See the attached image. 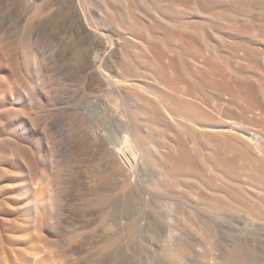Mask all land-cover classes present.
I'll use <instances>...</instances> for the list:
<instances>
[{"label": "rangeland", "instance_id": "374dc122", "mask_svg": "<svg viewBox=\"0 0 264 264\" xmlns=\"http://www.w3.org/2000/svg\"><path fill=\"white\" fill-rule=\"evenodd\" d=\"M82 3L109 42L95 54L90 51L91 40L71 23L68 1L59 7L64 14L61 9H57L60 14L42 9L40 15L30 17L26 28L17 26L10 37L4 33L6 26L0 29L2 43L16 53L25 44L31 55L39 52L30 71L17 56L8 65V54L4 66L0 65V72L18 77L12 75L20 85L18 90L28 84L33 88L25 108L28 127L24 128L20 116L0 107V142L10 145L4 134L7 127L21 138L12 157L16 165L7 166L42 178L46 192L50 187L57 189L65 200L62 226L37 230L25 228L18 202L0 198V235L6 236V246L17 247L26 260L40 250L44 264H165L160 255L167 232L161 219L173 208L167 198L143 194L138 182L122 190L104 209L108 217H124L130 225L121 252L102 256L96 249L106 235H117L116 227L106 229L99 219L102 200L114 193L119 180L109 177L106 159L87 141L90 121L82 110L96 112L102 129L113 132L115 128L124 139L128 134L130 145L148 144L149 137L131 132L133 125L150 124L139 118L143 108L138 111L131 99L140 95L156 117L151 122L159 121L155 134L160 135L157 145L167 157L165 162L179 170L176 189L190 201L189 212L178 213L179 222H186L190 230V245L180 239L179 254L167 255L171 264H227L223 253L247 239L254 242L260 256L264 252V0ZM86 60H92L101 80L95 82L83 72ZM37 77L44 89L33 86ZM175 91L178 104H174ZM171 98L175 110L181 106L182 112L174 111L175 117L164 107H172ZM77 123L83 146L71 131ZM173 142L178 145L173 147ZM178 155H184V160ZM133 160L139 182L151 183L158 163L139 156ZM15 234L22 241L15 240ZM64 236L72 239L63 240ZM29 239L35 242L24 241ZM193 239L201 240L206 249L193 244ZM0 264L5 260L0 258Z\"/></svg>", "mask_w": 264, "mask_h": 264}, {"label": "bare ground", "instance_id": "6f19581e", "mask_svg": "<svg viewBox=\"0 0 264 264\" xmlns=\"http://www.w3.org/2000/svg\"><path fill=\"white\" fill-rule=\"evenodd\" d=\"M66 1H68L72 7V13H70V15H71V18L73 19V22L71 23H75L78 26V28L81 29L80 32L84 33L86 37L91 40L90 42L92 45H91L90 51L93 54H95L96 51L100 48V46L105 44L106 41L108 42V39L103 37V32L105 30L101 31L100 29L98 30L95 27L96 25L94 24L93 19L90 17L88 13V9L87 8L85 9V7L83 6L82 0H0V29L3 26L4 27L6 26L4 33H8V36L10 37L12 36V33L17 29V26H22V27L24 26V28H26L27 24L29 25V23L32 22L29 20L30 17H32L33 15H36L37 17L38 14L40 15L39 12L42 9L48 10L47 14L53 10L58 11L61 9V8L59 9V7H62V4L65 3ZM68 7H69V4H68ZM62 10L63 9H61V14H64V12L62 13ZM58 12L60 14V11ZM26 13L30 15H27ZM57 16L59 17L60 15H57ZM34 17L35 16H33V18ZM106 25L111 26L109 22H106ZM0 34H2V31H0ZM2 42L3 41L0 39V65L3 64V60H5L6 62L7 58L5 59L4 56H6L5 54H8L7 57L9 56L10 58L8 59L9 61L7 60V63L9 62L11 65L12 60H14L13 57L17 56V58L21 60V63L25 65V67L27 68V71H30L29 69H30V66L32 65V61L34 60V58H35L34 62L36 61V59L38 58L39 52L37 53L38 55L35 52H34L35 54L31 55V50H29V48H27L28 45L26 46L25 44V46L21 48V51L20 52L17 51L16 53L13 47H11V45H5V43L3 44ZM54 56H56V53L54 54ZM85 62H86L85 65L82 64L83 72L85 73L88 72L87 74H90L91 79L95 82L97 80H101L100 74L94 68L92 60H86ZM7 68H10V67H7ZM101 68L103 67L101 66ZM36 69H39V68L36 67ZM9 70H11V68ZM12 75L15 76L13 73L11 74V76L9 75L7 76V74H5L4 71L0 72V107L7 109L10 113H14L16 117L20 116L23 119V126L24 128H26L28 127L29 115H28V112L25 110V108L27 107L28 102H30L29 92H30V88L32 87V85L28 84L24 86L23 89L20 88L22 89V91H20L18 90V87L20 85L17 86V83H15L16 81L12 79ZM39 80L40 78L38 79L37 77V79L33 81V86L36 89L40 90L43 88V84L41 85V82ZM119 80L121 81V79ZM114 81H117V80H114ZM32 91L34 90H31V92ZM175 93H173L174 95V97L172 96L173 98H175V96L178 94V92L176 91ZM183 94H185V92ZM131 97H132L131 99L135 101L138 111L140 110L139 108L141 109L143 108L144 112L138 113L139 118L142 121L150 122V124L148 125L139 124V128L133 125L131 127V132L137 137L143 136V135H145L146 137H149L151 139V142L150 143L148 142V144L146 143L147 145L139 144V143L137 144L136 147L134 145L133 146L130 145L129 143H127L128 134H126V139H124V138L119 137L117 130L114 128L115 126L113 127L114 128L113 132L112 130L110 131V129L108 128L102 129L98 124L99 118L96 112H94L93 110H89V109L82 110L84 115L90 121L89 126H88L89 134H88L87 141L89 142L92 150L96 152L97 155L100 154L102 157H104V159H106L108 163V167L111 169L109 177L113 175L118 178L117 180H119L118 186L114 187V190H113L114 193L112 195L109 194V196L105 197L104 201L101 199L103 206L102 208L100 207L101 216L99 219L101 223H104L106 225V229H108L110 226L111 228L116 227L117 235H106L100 241L96 249H97V253L102 256L110 254L113 250H118L119 252H121L120 251L121 242L123 241L127 233L130 231V225H128L127 220H125L124 217H121V218L119 217L118 219L117 218L112 219L108 217L109 213L107 215L104 209L108 207V205L113 200V198L115 196H118V194L122 190H126V188L130 184L133 185L134 182H138L139 183V184L137 183L138 189L139 187H141L140 189L143 192V194H146V192H150V193L152 192L165 199L167 198L169 200L167 201L171 204L173 208V210L169 212L168 215L165 216L166 217L165 220L163 219L164 217L161 219L162 220L161 222L165 224L164 228H165V231L167 232V236L161 245V248L163 251L160 255V260L165 264H171V261H169V259L167 258V255L169 256L176 255L178 252H180V249L178 248L179 240L180 239L185 240L190 245V230H188V228L185 227L184 225L186 224L185 222L186 220L184 219L185 223L182 224L183 221H181L182 222L181 223L179 222L180 219H178L179 212L182 211L180 216L183 215V212L184 213L187 212V206H190V201L188 200L187 196L181 195V193L177 191L176 189L180 187V183H178L179 175H180L179 170L177 171L176 170L177 167L175 166L171 165L172 166L171 167L170 165H168L169 162L168 163L165 162L166 160L165 158L167 157L164 154V152L161 151V148L159 147V145H157V138L160 135L157 136L155 133L157 132V130H159L158 125L156 124V122L159 123V121H155V123L151 122L154 115L152 117V111H150L151 109H149L148 106H145L147 105V103L145 102L146 101L145 98H144L145 101H143V97H141L140 95H134ZM104 98H101V99H104ZM176 98L175 100L177 103L171 98V100L169 101L170 102L169 104H173L172 101H174V104H178L179 103L178 96ZM17 99L20 100L19 106L17 104L18 103ZM106 100L108 102V97ZM182 101H181V105L182 103H184ZM188 101L190 102V100ZM189 102L186 101V103H189ZM186 103L183 105L185 106ZM174 104L170 108H173V106L176 108ZM164 107L170 117H175L176 115L174 111L178 109L180 110L181 106L177 107L178 109L176 110L175 108H173L172 112L170 108L166 106ZM179 110L176 112H182L181 110L180 111ZM1 118L2 117H1V112H0V119ZM155 118L156 117H154L153 120H155ZM71 131L74 134L75 141L78 142V144L80 145L82 143L81 125L79 123L74 124L71 128ZM4 134L7 135L10 145L6 146L5 144L0 142V198H5L6 200H11V201H15L19 203V209H21L19 214H20L21 221H23L25 224V228L32 226L36 228L37 230L39 229L42 230L45 228L55 229L57 227H61L62 226L61 224L64 220L61 214V210L65 208L64 207L65 200L63 196L61 195L62 193L60 194V192H58L57 189H56L57 190L56 192V190H54V188L52 187H50L49 189L48 188L49 186L47 187L49 193H47L48 191L46 192L44 189V187H46L47 185H45L44 187L41 186L43 184L41 181L42 178H39V177L33 178L34 176L30 177L29 175L17 173L13 169L7 166V165H11V166L16 165L14 164V160L12 157H15L16 156L15 152H18L17 149H18V146H20L18 145V143L20 142L21 138L14 137L15 133L13 134V130L10 128L8 129V127ZM254 135L256 134L253 133V136L251 137L253 138ZM164 138L166 137L164 136ZM67 140L69 141L68 138ZM175 144L173 147L178 145L177 142ZM68 145H69V142H68ZM80 146H83V143ZM182 153L179 152V155ZM183 154L185 155V153ZM6 155H10L11 156V157L9 156L10 159L5 158ZM184 155H181L177 158H181L182 156L185 157ZM135 156L136 157L139 156V158L141 159H145L147 157L150 161H156L158 163L159 168L156 171H153L154 176L152 177L154 178L151 183L145 184V183L139 182L135 174L136 173L135 164L133 160V157ZM22 171L27 173L26 170H22ZM48 180H50V178ZM99 205L101 206L102 204L100 203ZM112 214H116V212L112 211ZM186 214L184 216H186ZM6 226L7 225H5L4 228H6ZM14 238L15 240L22 241V238L19 234H15ZM5 239H7L5 235L4 236L0 235V258L5 260V264H44L43 262L44 258L40 250H36L37 252L32 254L31 259L26 260L22 257L17 247H14L13 249H9V247H7L5 244ZM68 239L71 240L72 237H69V236L63 237V240L68 241ZM24 241L26 243L35 242L33 239L24 240ZM245 241L244 243L233 244L232 246H230L228 251L223 253V257L226 261L225 263L227 264H264V252L260 256H258V252L254 248V242L250 240L249 242L248 241L245 242ZM194 242L195 243L193 244H197V246L200 247L201 250L206 249L201 240L196 239L194 240ZM60 264H66V263L62 262Z\"/></svg>", "mask_w": 264, "mask_h": 264}]
</instances>
